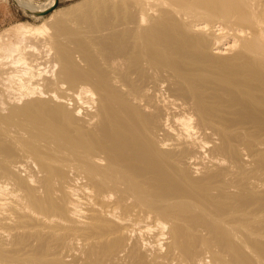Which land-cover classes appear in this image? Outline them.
Segmentation results:
<instances>
[{
	"label": "bare ground",
	"instance_id": "6f19581e",
	"mask_svg": "<svg viewBox=\"0 0 264 264\" xmlns=\"http://www.w3.org/2000/svg\"><path fill=\"white\" fill-rule=\"evenodd\" d=\"M111 1L0 31V264H264V0Z\"/></svg>",
	"mask_w": 264,
	"mask_h": 264
},
{
	"label": "rangeland",
	"instance_id": "374dc122",
	"mask_svg": "<svg viewBox=\"0 0 264 264\" xmlns=\"http://www.w3.org/2000/svg\"><path fill=\"white\" fill-rule=\"evenodd\" d=\"M49 1L50 0H21V3H22V5H21L20 2H18V0H0V31H3V30H4V32L10 31V30H12V28L14 26H17V24L18 25L23 24L22 22H24L26 24H32L35 26H40V25L44 24V22L47 20V18L50 15L53 16L55 13L59 12L58 11L59 8L73 7L74 5H76L81 0H57L55 7L53 6L55 3V0H53L50 7H43V5H46L45 2L48 3ZM129 1L131 2V0L127 1L128 5H129ZM119 2H120V4H122L124 2L125 5L122 4L121 5L122 8H120V7H118V6H120V4L118 5ZM127 2H125V0H120V1L118 0L117 2H115V0H112L111 1L112 4L103 3L102 8L109 6L110 9H112V8L113 9L114 8L123 9V7L126 8V6H128ZM133 2H135V1H133ZM116 3H117V5H116ZM130 4H132V2ZM46 9H49V10L46 12H41V11H44ZM66 16H64V17H66ZM60 17H61V15H60ZM62 17H63V15H62ZM70 21H68L67 23H70ZM49 31H51V30L49 29L46 32L48 33ZM8 39H10L8 36L4 37V42L7 41ZM8 41H10V40H8Z\"/></svg>",
	"mask_w": 264,
	"mask_h": 264
},
{
	"label": "crops",
	"instance_id": "0c3cea01",
	"mask_svg": "<svg viewBox=\"0 0 264 264\" xmlns=\"http://www.w3.org/2000/svg\"><path fill=\"white\" fill-rule=\"evenodd\" d=\"M18 2H20V4L22 5L21 0H18Z\"/></svg>",
	"mask_w": 264,
	"mask_h": 264
}]
</instances>
